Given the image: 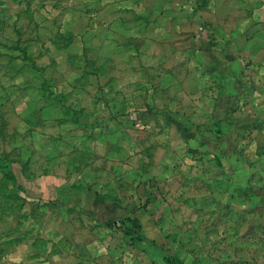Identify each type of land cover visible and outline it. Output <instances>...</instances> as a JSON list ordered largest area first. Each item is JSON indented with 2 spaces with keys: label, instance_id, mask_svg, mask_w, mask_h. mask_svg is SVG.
Listing matches in <instances>:
<instances>
[{
  "label": "rangeland",
  "instance_id": "rangeland-1",
  "mask_svg": "<svg viewBox=\"0 0 264 264\" xmlns=\"http://www.w3.org/2000/svg\"><path fill=\"white\" fill-rule=\"evenodd\" d=\"M117 1L0 0V193L24 209L8 214L7 226L23 217L22 231L46 258L61 251V264L80 248L73 243L87 242L81 238L116 237L119 229L132 241L155 238L147 252L140 249L143 260L145 253L180 258L183 232L198 236L181 225L188 218L181 192L197 189L196 162L215 149L224 158L255 157L264 148V96L254 93L262 90L244 58L233 62L234 39L203 18L209 1ZM78 15L87 18L83 47L65 48ZM107 23L110 38L97 30ZM55 32L65 45L47 42ZM47 97L63 110L40 112ZM20 173L63 183L21 181ZM91 189L105 192L89 198L105 209L83 207ZM126 243L128 261L133 247ZM198 246L190 250L195 259ZM202 249L213 254L211 245Z\"/></svg>",
  "mask_w": 264,
  "mask_h": 264
},
{
  "label": "crops",
  "instance_id": "crops-1",
  "mask_svg": "<svg viewBox=\"0 0 264 264\" xmlns=\"http://www.w3.org/2000/svg\"><path fill=\"white\" fill-rule=\"evenodd\" d=\"M208 1L212 8L210 10L201 9L203 18L212 21L211 28L217 35H227L234 39L230 45L231 51L235 53L233 62L236 67L242 58L249 63L243 69L251 75L253 82H256L262 90V92L254 93L264 96V0H203L205 4ZM117 2L125 1L118 0ZM82 19L87 18L78 15L77 22L73 26L70 25L71 34L69 40L64 41L66 45L62 42L58 43L61 34L57 32L54 33L55 38L47 42L55 48L61 44L67 48L69 43L72 45L75 41V43L79 41L81 42L79 43L80 48H82V35L86 32L85 25H81ZM120 21L116 23L121 25ZM97 30L101 31L100 35L106 38H110L113 31L109 28V23L100 26ZM129 38L133 39L134 35L133 37L130 35ZM57 49L59 52L60 49ZM61 97L58 96L60 101ZM247 98L248 96L243 99ZM47 99L48 101L40 108V112L49 111L51 106L54 111L63 110L65 107L55 98L47 97ZM214 103L215 100L211 105L212 111ZM214 152L216 156L213 154L211 156L213 159L203 158L196 162L197 189L190 188L181 192L184 197L183 208L186 209L185 212L188 215V218L182 221V228L198 230V236H193L192 231L183 232L181 243L187 246V250H184L183 255L180 256L182 263L179 257L171 256V254L168 256L167 253L152 258H148L149 256L147 257L145 253L146 259L143 260V253L140 249L147 252L151 246L157 244L155 238L144 233V239L132 241L125 236L124 231L121 232L119 229L116 237L110 236L106 239L85 237L78 240L87 241L85 244L73 243L74 246L80 245V248L70 250L68 264H171L167 261L169 257L176 260L178 264H210L209 260H212L214 264H264V148L261 150L262 155L255 157L230 155L219 158L216 149ZM16 177L21 178V181L37 178L43 182L52 178L63 183L61 177L56 178V176L44 174L29 176L20 173ZM210 177H213V180H210ZM210 182L214 184L211 188L207 184ZM95 191L102 193L101 195L105 193L98 189L86 191L87 204L83 207L96 210L105 209L104 203L94 205L90 202L89 198L95 195ZM78 192L79 190L70 189L68 193L71 196H78ZM7 193H0L2 199L0 204V264H61L56 261L61 251L46 258V254L35 247L34 239L30 238L26 231H22L23 217L18 216L10 227L7 226L10 219L8 214L24 211L20 205L6 203ZM55 194L63 197L61 193L55 192ZM44 195L41 189L40 196L44 197ZM101 202L104 201L101 200ZM139 224L140 230H144V226H141L140 222ZM173 224L172 222L169 225ZM105 225L110 228L108 224L105 223ZM127 241L132 243L133 258L125 261ZM169 242L172 244V240ZM113 244H117L116 249L109 247ZM103 245L108 247L104 249ZM195 245H199L200 252L196 259L190 251ZM203 245L205 248L207 245L213 246V254L208 255L206 250L204 252ZM115 252L116 255H114ZM114 258L117 259L114 260Z\"/></svg>",
  "mask_w": 264,
  "mask_h": 264
},
{
  "label": "trees",
  "instance_id": "trees-1",
  "mask_svg": "<svg viewBox=\"0 0 264 264\" xmlns=\"http://www.w3.org/2000/svg\"><path fill=\"white\" fill-rule=\"evenodd\" d=\"M222 95H223V92H220V93H219V98H218V99L215 101V103H214L213 112H216V111L218 110V108L220 107V100H221ZM127 219H129V220L132 222V225H133V226H135V227H137L138 229H140L139 220H138L137 218H134V219L127 218ZM106 224H108L109 226H111V225L114 224V222L111 221V220H108ZM124 232H125V234L128 233V231L125 230V229H124ZM144 238H145V237H144L143 234H139V236H137L136 239H137V240H142V239H144ZM167 261H168L169 263H171V264H178V262H177L176 260H174L173 258H170V257L167 258Z\"/></svg>",
  "mask_w": 264,
  "mask_h": 264
}]
</instances>
